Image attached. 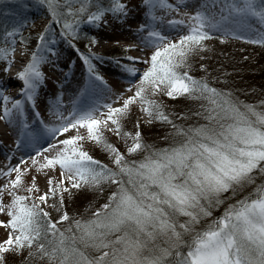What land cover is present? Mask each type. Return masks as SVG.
I'll list each match as a JSON object with an SVG mask.
<instances>
[{"label":"snow or ice","instance_id":"snow-or-ice-1","mask_svg":"<svg viewBox=\"0 0 264 264\" xmlns=\"http://www.w3.org/2000/svg\"><path fill=\"white\" fill-rule=\"evenodd\" d=\"M15 3L25 11L31 3L47 23L35 37L23 34L35 24L25 16L0 25V72L18 62V45L20 60L28 56L13 77L21 82L15 96L0 79V122L15 133L0 166V264H264V99L240 100L232 73L212 76L207 63L210 41L264 48V0ZM137 11L143 19L133 27ZM113 24L135 38L109 58L126 85L119 88L84 30ZM61 42L84 68L67 103ZM44 66L63 73L47 120L39 111ZM181 99L195 107L169 110ZM157 125L171 129L164 146L148 142ZM89 195L83 213L69 212Z\"/></svg>","mask_w":264,"mask_h":264},{"label":"rangeland","instance_id":"rangeland-1","mask_svg":"<svg viewBox=\"0 0 264 264\" xmlns=\"http://www.w3.org/2000/svg\"><path fill=\"white\" fill-rule=\"evenodd\" d=\"M133 4H139L140 0H132ZM40 9H37L35 7L29 6V9L26 11V13H31L35 14L38 12ZM11 13V15L5 16V12ZM23 9H20L16 6L15 0H0V25L4 23H8L10 21L6 20H16L22 15ZM36 15V14H35ZM31 17V16H30ZM34 17V16H33ZM28 20L31 21L32 18H27ZM143 19V16L139 11L135 12L132 14L129 23L135 27L139 21ZM47 23V20L44 19H39L38 21L35 22L34 26H29L28 28H25L23 31V34L28 36L30 33L33 37L36 36L37 31L42 30L43 26ZM9 24V23H8ZM91 26V25H90ZM90 30V29H89ZM85 31L87 34H93L92 36H95L96 39L99 41V43L93 48L94 52H97L105 57L104 61L102 64H100L101 71L104 73L106 79H108L109 83L114 87V88H119L126 86L123 84V79L122 76L119 72V69L116 68L111 60L109 59L110 57L113 56H118L120 55V52H113L116 49L121 50V45H128L134 43V36L133 34L129 31L128 26L125 25L124 27H120L118 24H113L111 27H101L99 29L95 28L92 29L91 31ZM35 39H33L30 44H29V51L35 47ZM82 44H86V42H80ZM80 43L77 44V47H79ZM233 44H237L240 49V54H243L244 57H247L244 52L251 57L250 61L254 62L256 59V56L259 55L258 53H254V51H261V47L259 45H250L243 43L242 41L238 40H230L226 44H221L219 41H210L209 42V47L212 48L213 50L209 52L207 55L210 57V59L207 62H213V63H220L221 58L225 57L229 51L232 50ZM81 46V45H80ZM57 49L60 52V68L63 70V73L68 74V80L65 82V103H67L68 97L72 94L68 87H67V82L72 81L74 83H77L81 81L82 79V73L84 71L82 61L79 59V54L71 48L66 47L62 42L59 43L57 46ZM82 48L81 51H86V47L82 46L79 47ZM20 46L18 45V54H17V63L13 66L12 70L10 73L7 75L3 74L0 72V79L3 80V86L8 89V92L6 94L15 96L19 88L21 87V82L18 81L17 79H14L13 77L15 76V73L22 67L23 63L27 62L28 56H25L23 61L20 60ZM117 54V55H114ZM130 55H138L137 52L133 51L129 53ZM239 54V55H240ZM109 57V58H106ZM261 61L263 59H260ZM0 67H3L2 64H0ZM214 67V66H213ZM212 68V67H211ZM47 76L50 77L46 81V86L41 90L40 92V97H39V111L41 114L45 117V119H49L47 116L46 112V104L48 99L54 98V94L59 91L57 88V85L55 81L62 79L63 73L60 71H53L50 67L44 66L42 69ZM208 72H210V69L208 68ZM263 74V73H262ZM194 75L197 77L204 76L206 73L204 72H195ZM12 78L14 81V84L10 82V88L8 86L7 80ZM10 81V80H9ZM257 84H261V82H256ZM240 100L249 102V103H254L258 102L262 98L258 97H251L248 96V98L244 99L239 97ZM176 102V101H175ZM174 102V103H175ZM170 103V105H169ZM168 107L169 110H175L178 113H181L179 109H181L183 106L181 105H176L173 106V102H168ZM179 123H185V124H192L195 122H185L177 120ZM201 123L203 121H200ZM171 129L167 127H161L159 125L155 126L152 128L150 132H146V136L148 137V142L150 139L151 143H156L157 146H164L167 142L162 139L163 135L170 131ZM0 166L3 165L5 162V151H10L11 149L14 148V141H15V133L12 131V129L6 127L2 122H0ZM122 147V146H121ZM7 153V152H6ZM91 154H93L96 158L103 160L104 162H108L106 155L104 153H101L99 149H93L91 150ZM22 155L21 152H17L16 156L19 157ZM27 157H25L26 159ZM16 162V161H15ZM13 161V163H15ZM41 188L43 189L44 187V181L43 178H40L38 180ZM2 183V181H0ZM94 199L92 195H89L87 198H80L77 200L76 204L72 207L69 208V212H75L76 214H81L84 212L85 208L88 207V204ZM103 199H99L96 201L95 204H93L91 210H95L96 207H99L100 203H103ZM223 209L221 208L218 210L216 214H219V211H222ZM3 217H0L2 219ZM6 238V233L5 231L0 228V240H3ZM12 258L9 257V261L11 262ZM19 258H17V264H18Z\"/></svg>","mask_w":264,"mask_h":264},{"label":"trees","instance_id":"trees-1","mask_svg":"<svg viewBox=\"0 0 264 264\" xmlns=\"http://www.w3.org/2000/svg\"><path fill=\"white\" fill-rule=\"evenodd\" d=\"M26 11L25 10L22 11L21 16L32 18L31 21H34V22L38 21L39 19L46 20L43 17L41 10L36 12L35 13L36 15L31 14V13H26ZM6 21H10L8 22L9 24H12L15 22L14 19L6 20ZM92 29H94L93 26H90V25L84 26L85 31L87 30L91 31ZM92 35L90 34V36ZM80 45L79 47H82V46L84 47L85 43L84 44L80 43ZM238 47L239 46L237 44H233L232 50L229 51L225 57L221 58L220 63L207 62L209 65V69H210L209 73H211L212 76H222V73L224 71L232 73V75L227 77V79L230 81H233L234 83H232L229 86L235 89L242 90V91L237 92V95L239 97L246 99L248 98V96H251V97H258V98L260 97L264 99V48L261 47L262 48L261 51H254V53H258L259 55L256 56V59L254 62H251L250 61L251 57L247 55L245 52L244 54L247 56L248 59H244L245 57L243 54H240L241 50L238 49ZM113 52L121 53V50L116 49ZM114 55H117V54H114ZM106 58H109V57H106ZM260 59H263V60L261 61ZM214 69H218L219 71H214ZM256 82H261V84H257ZM214 86L225 87V85L219 84V83L214 84ZM176 105L183 106L181 109H179L181 113H183L189 108L195 107L194 102L186 101L183 99L177 100L175 103L173 102V106H176ZM185 122H196V118L193 117L191 120H188ZM149 143H151L150 139H149Z\"/></svg>","mask_w":264,"mask_h":264},{"label":"bare ground","instance_id":"bare-ground-1","mask_svg":"<svg viewBox=\"0 0 264 264\" xmlns=\"http://www.w3.org/2000/svg\"><path fill=\"white\" fill-rule=\"evenodd\" d=\"M10 80V81H9ZM7 82H8V86H9V88H10V82H11V84H12V82H13V84H14V81H13V79L12 78H10V79H8L7 80ZM77 83H74V82H72V81H68L67 82V87H68V89H69V91L72 93V91H73V89H75L76 87H77ZM6 152H8V151H5V153ZM14 162H15V160H14Z\"/></svg>","mask_w":264,"mask_h":264}]
</instances>
